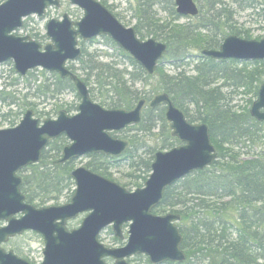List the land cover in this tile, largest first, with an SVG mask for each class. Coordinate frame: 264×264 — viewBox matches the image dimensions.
Masks as SVG:
<instances>
[{"label": "water", "instance_id": "1", "mask_svg": "<svg viewBox=\"0 0 264 264\" xmlns=\"http://www.w3.org/2000/svg\"><path fill=\"white\" fill-rule=\"evenodd\" d=\"M83 12L74 22L68 14L46 25L50 43L43 46L30 36H17L25 20L36 16L44 20L48 9L60 8V0H6L0 4V65L13 62L15 71L25 78L30 71L42 69L70 79L81 102L78 113L63 110L56 119L43 122L28 110L17 127L0 130V264H30L6 252L2 245L26 232L43 237L44 259L41 264H130L129 259L144 255L150 264L183 263V237L178 227L179 214L157 215L167 188L190 174L212 166L218 153L212 144L206 124L190 123L168 94L151 102L152 109L164 106L172 136L182 144L155 154L152 173L143 188L128 191L85 166L76 168L71 177L75 193L62 206L36 208L26 203L21 191L19 173L40 163L50 141L65 136L69 144L56 164L78 160L91 154L120 157L129 142L112 134L139 125L145 100L133 110L107 109L95 102L90 91L69 68L82 56L80 40L91 41L101 36L110 38L128 53L148 75L155 74L168 46L156 39H140L134 28L124 26L100 1L70 0ZM177 14L196 17L200 8L194 0H176ZM202 55L217 61H264V39L246 40L227 37L220 49L204 50ZM250 114L264 122V83ZM86 214L77 229L69 230V221ZM18 215L21 217L17 218ZM129 224L127 243L108 248L100 242L104 230L112 226L115 237L124 240L123 228ZM112 262H108V261Z\"/></svg>", "mask_w": 264, "mask_h": 264}, {"label": "trees", "instance_id": "2", "mask_svg": "<svg viewBox=\"0 0 264 264\" xmlns=\"http://www.w3.org/2000/svg\"><path fill=\"white\" fill-rule=\"evenodd\" d=\"M4 1L0 0V4ZM164 1L170 4L171 14L179 18L175 0H139L138 22L134 27L140 38L153 37L167 44L168 49L162 62L170 60L180 65L188 57L189 46L204 47L203 50L218 49L225 39V30L232 29L226 24L229 20L226 8L222 7L223 0H200L202 10L198 18L201 21L195 25L181 26H169L156 21L153 8L162 5ZM241 2L246 3L244 9L256 10L264 5L256 0ZM102 3L111 11L105 0ZM259 15L264 18V7ZM223 17L226 18L225 22H222ZM231 34L248 39L247 33L232 30ZM219 36L221 38L217 40ZM37 37L36 34L32 36L36 40ZM106 39L112 46H117L110 38ZM83 44L80 42L81 46ZM120 54L125 61L105 63L99 61L96 55L87 54L85 59L86 52L82 49L79 68L69 65L86 83L92 99L107 109L133 110L141 100L146 101L141 123L113 134L129 142L126 152L120 157L89 155L86 167L111 179L113 170L128 166V183L124 186L143 187L151 174L157 152L146 138L156 137L164 151L181 145L172 136L165 117V107L152 109L149 106L154 97L168 94L190 122L208 125L218 159L207 169L194 172L167 188L161 204L154 210L155 214L172 213L181 216L178 227L187 259L183 263L167 264H264V122L253 118L250 109L244 112L232 110L222 90L213 87L218 77L232 80L239 86L255 83V94L258 97L264 83V61L241 63L203 57V61L195 67L196 76L190 78L185 72L176 76L168 75L160 66L150 76L129 54L121 50ZM240 63L254 65L258 70L248 72L239 69ZM129 66L133 70L128 71ZM77 71H81L83 77ZM33 74L30 72L28 75ZM53 75L55 82L49 86H38L36 82L39 81L36 80L37 97L50 94L54 99L66 91L76 93L70 79H62L55 73ZM11 101V106L20 107L21 104L15 99ZM0 102H3L1 96ZM22 107L19 113L11 111L9 115L13 113L19 117L34 105L28 103ZM67 110L68 113L73 111L72 108ZM59 112L57 109L56 113ZM36 114L42 115L38 111ZM132 131L137 134L129 139L124 138L126 136L119 137L120 134ZM68 143L65 136L50 141L43 151L41 162L20 172L23 179L21 191L27 203L41 208L58 205L64 197H68L69 201L73 197L75 183L71 173L76 168V160L56 164Z\"/></svg>", "mask_w": 264, "mask_h": 264}, {"label": "rangeland", "instance_id": "3", "mask_svg": "<svg viewBox=\"0 0 264 264\" xmlns=\"http://www.w3.org/2000/svg\"><path fill=\"white\" fill-rule=\"evenodd\" d=\"M62 6L60 8H50L45 16L44 20L38 19L36 16L29 17L25 20L24 27L22 30L17 31L16 35L20 37L30 36L32 37L34 34L38 35L37 41L43 45L50 43V40L46 36V25L52 20H61L64 14H68L71 19L76 22L79 21L83 17V12L78 8L71 5L70 0H61ZM102 3L104 0H97ZM109 7H111V11L113 14L118 16V20L128 28H134L138 22V11H139V0H105ZM168 1V0H166ZM199 8L201 13V1L194 0ZM236 3L232 0H223L222 7L226 8V13L228 14L229 22L226 23L227 26H231L232 29L227 28L225 30L224 35L225 38L230 36L229 34L234 31L241 32V34L247 33V40H263L264 39V18L259 14L262 10L263 6L257 7L256 10L245 8L246 3L241 2ZM259 3H264V0H256ZM5 2V1H4ZM206 2V1H204ZM2 4V3H1ZM171 6L167 2H163L162 5L156 6L153 8V14L155 15L156 21L160 22L164 25H174L181 26L187 24H197L201 20L197 18L188 19L176 17V15L171 14ZM230 14V15H229ZM201 17V16H199ZM226 18H222V22H225ZM206 22V20H204ZM221 22V21H220ZM222 24V23H220ZM170 26V25H169ZM204 34V33H203ZM232 36V34H231ZM235 36V35H234ZM46 37V38H45ZM153 38V37H152ZM221 36L217 38L219 40ZM241 38V37H240ZM243 38V37H242ZM144 41L150 39L140 38ZM155 39V38H153ZM162 42V41H161ZM165 43V42H162ZM82 49L86 52L85 59L87 58V54L96 55L99 57V61L102 62H111V61H125L124 58L120 54V48L118 46H112L110 42L106 39V37H99L94 40L84 42L81 46ZM204 49V47H202ZM201 48H197L195 46H189L188 57L185 61L174 63L175 61L164 60L160 65V68L171 76H176V74L180 72H185L188 77L196 76L195 67L198 66L203 61V56ZM217 50V49H216ZM122 51V50H121ZM252 63V62H249ZM71 66H75L79 68V62L71 63ZM239 69H246L248 72L257 71L254 65H242L241 63L238 65ZM179 67V68H177ZM123 68V67H121ZM128 71L133 70L132 67H127ZM31 72H34L33 75H27L25 78H22L14 69L13 62H7L3 65H0V96L3 102H0V130H6L10 128H14L19 125L20 121L23 119L28 110H35L36 118L40 119L41 122L47 119H55L58 114L56 113L57 109L68 111V108H72L73 111L69 112L70 115L74 116L78 113V106L80 104V99L77 97V93H73L72 91H66L63 95L52 98L50 94L47 96L40 95L37 97V87H35V82L37 85H51L55 82L54 73L46 72L42 69H36ZM44 72V74H43ZM77 73L83 77V73L81 71H77ZM30 84H33L29 87ZM257 84H243L238 85L235 84L232 80H227V78L218 77L213 87L220 88L224 95L226 96L228 104L231 106V109L237 112H244L247 109H251L252 104L257 100L255 91ZM142 88V86H140ZM149 89V88H147ZM3 92V95L1 93ZM15 99L23 108V105L31 103L34 105L33 108H28L26 112H22L19 117H15L12 113H19L20 107H16L15 105L11 106V100ZM11 101V102H10ZM98 103V102H97ZM61 107V108H60ZM76 108V109H75ZM25 111V110H24ZM41 112L42 115L36 114V112ZM24 114V115H23ZM9 115V116H7ZM157 132V131H156ZM137 134L136 131L127 132L125 134H120L119 137L126 136L124 138L129 139L132 135ZM140 135V133H139ZM146 140L152 145V147L156 148L157 151L161 150V142H157L156 137H147ZM245 151H247L245 149ZM239 152V150H238ZM89 162L87 157L76 160V168L86 166ZM130 170L128 166H123L121 169H115L112 171V178H108L120 186L126 188L130 192L136 191L137 188L125 187V183H128V178H126L127 174H129ZM145 183H143L144 186ZM75 190V188H74ZM71 200V199H70ZM69 198L64 197L60 200L58 205H49V206H62L69 203ZM48 207V206H46ZM157 215H166V214H157ZM18 218L20 215L17 216ZM86 217V214L79 216L77 219L68 222V228L70 230L77 229L80 227L83 219ZM2 224V223H1ZM4 225V224H3ZM1 227V226H0ZM129 224H126L123 228L124 241H115V235L112 231V228H107L104 232H102L100 237V242L104 244L108 248H120L123 247L128 238ZM3 248L7 251H14L20 257L33 262L34 264H40L43 261V249H44V241L43 238L34 233L27 232L21 236H18L12 240H10L7 244L3 246ZM187 257V255H186ZM148 258L146 256H136L133 257L130 262L131 264H147ZM150 264V263H149Z\"/></svg>", "mask_w": 264, "mask_h": 264}, {"label": "bare ground", "instance_id": "4", "mask_svg": "<svg viewBox=\"0 0 264 264\" xmlns=\"http://www.w3.org/2000/svg\"><path fill=\"white\" fill-rule=\"evenodd\" d=\"M175 1H176V0H175ZM175 10H176V5H175ZM176 13H177V11H176ZM179 16H180V15H179ZM199 16H200V13H199V15L196 16V17H183V16H181V17H182V18H197V17H199ZM230 36H231V35H230ZM228 37H229V36H228ZM237 37H238V36H237ZM225 39H226V38H225ZM225 39H224V40H225ZM242 39H245V38H242ZM224 40H223V42H224ZM246 40H247V39H246ZM160 42H161V41H160ZM223 42H222V44H223ZM165 44H166V43H165ZM222 44H221V45H222ZM166 45H167V44H166ZM220 47H221V46H220ZM218 49H220V48H218ZM218 49H217V50H218ZM205 50H216V49H205ZM203 51H204V50L201 51V54H202ZM202 56H203V55H202ZM203 57H204V56H203ZM204 58H207V57H204ZM209 59H211V58H209ZM212 60H213V59H212ZM216 61H217V60H216ZM226 61H229V60H226ZM233 61H235V60H233ZM236 62H238V61H236ZM154 98H155V97H154ZM154 98H153V99H154ZM141 101H142V100H141ZM253 104H254V103H253ZM253 104H252V105H253ZM183 113H184V112H183ZM184 115H185V114H184ZM185 117H186V115H185ZM186 119L188 120L187 117H186ZM188 121H189V120H188ZM189 122H190V121H189ZM190 123H192V122H190ZM192 124H203V123H192ZM157 152H159V151H157ZM157 152H156V153H157Z\"/></svg>", "mask_w": 264, "mask_h": 264}, {"label": "flooded vegetation", "instance_id": "5", "mask_svg": "<svg viewBox=\"0 0 264 264\" xmlns=\"http://www.w3.org/2000/svg\"><path fill=\"white\" fill-rule=\"evenodd\" d=\"M20 217H21V215H20ZM17 218H18V217H17ZM0 226H3V223L1 224V222H0ZM12 239H14V238H12ZM12 239H10V240H12ZM10 240H9V241H10ZM6 244H7V243H6ZM4 245H5V244H4ZM4 245H3V246H4ZM3 246H2V247H3ZM6 252H10V251H7V250H6ZM13 252H14V251H13ZM14 254H15L16 256L20 257L16 252H14ZM20 258H22V257H20ZM22 259L28 261L30 264H34L33 262H30L29 260H27V259H25V258H22Z\"/></svg>", "mask_w": 264, "mask_h": 264}]
</instances>
